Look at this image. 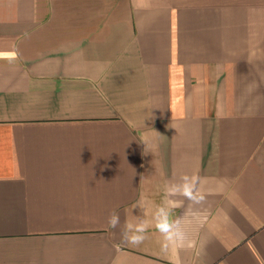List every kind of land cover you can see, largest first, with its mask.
Instances as JSON below:
<instances>
[{"label":"crops","instance_id":"1","mask_svg":"<svg viewBox=\"0 0 264 264\" xmlns=\"http://www.w3.org/2000/svg\"><path fill=\"white\" fill-rule=\"evenodd\" d=\"M0 264H264V0H0Z\"/></svg>","mask_w":264,"mask_h":264},{"label":"clouds","instance_id":"2","mask_svg":"<svg viewBox=\"0 0 264 264\" xmlns=\"http://www.w3.org/2000/svg\"><path fill=\"white\" fill-rule=\"evenodd\" d=\"M199 177L189 176L187 174L179 177L178 181H174L170 187L169 192L173 196H182L189 202L194 204H201L205 201V196L200 193ZM137 206L140 207L139 204ZM136 206V207H137ZM153 221L156 230L163 237L162 250L167 251L169 246L181 244L185 240V233L181 227L180 220L172 217V208L167 205L158 206L153 214ZM121 225L120 215L113 210L108 217V227L116 230ZM148 223L142 219L137 218L135 224L125 223L121 230V240L125 245L138 246L147 238Z\"/></svg>","mask_w":264,"mask_h":264}]
</instances>
